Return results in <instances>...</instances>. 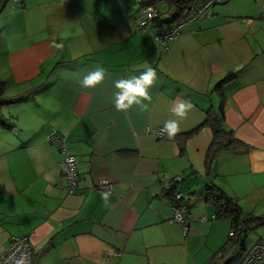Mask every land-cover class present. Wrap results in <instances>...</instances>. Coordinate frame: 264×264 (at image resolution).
Returning a JSON list of instances; mask_svg holds the SVG:
<instances>
[{
  "label": "crops",
  "instance_id": "obj_1",
  "mask_svg": "<svg viewBox=\"0 0 264 264\" xmlns=\"http://www.w3.org/2000/svg\"><path fill=\"white\" fill-rule=\"evenodd\" d=\"M119 5L0 0V253L11 237L31 235V264H208L231 229L214 218L208 187L234 199L243 216L264 218V0L209 8L168 52L152 27L139 33L142 13L120 26ZM95 64L107 75L85 90L80 80ZM146 67L157 72L149 110L116 111L115 80ZM184 101L193 108L174 138L148 132L177 118ZM208 112L238 141L209 164L212 132L200 128ZM51 134L76 160L72 194L58 166L64 156L46 142ZM161 177L182 178L186 235L169 223ZM102 179L114 183L107 206L94 191ZM245 241L220 264L241 259Z\"/></svg>",
  "mask_w": 264,
  "mask_h": 264
},
{
  "label": "built area",
  "instance_id": "obj_2",
  "mask_svg": "<svg viewBox=\"0 0 264 264\" xmlns=\"http://www.w3.org/2000/svg\"><path fill=\"white\" fill-rule=\"evenodd\" d=\"M16 6L20 7L21 0H12ZM228 0H196L184 12L182 19L171 25L169 17L164 20L160 16V12L155 6H147L142 10L141 19L138 22L137 30L139 33H145L152 27L154 32L153 41L157 47H160L165 52L170 50V44L177 40L181 32L192 23L196 22L209 8L215 5L225 4ZM248 23V20H243ZM2 100L0 99V105ZM162 128L148 130L149 133L154 135L157 139L167 137L166 134L161 132ZM46 142L49 145L55 146L63 154V159L59 163V169L63 177L69 181V193H73L79 181L77 173V163L64 146L63 137L55 134L48 135ZM162 187V195L167 194L170 199V210L172 217L169 223L177 224L182 227L184 235L188 232V209L186 207L185 197L179 193L176 188L182 182L181 177H175L169 183H165L164 178L159 179ZM94 191L101 195L107 194L108 197L113 195L114 183L109 180L102 179L94 187ZM215 218V217H214ZM205 221L204 218L200 219ZM240 228V227H239ZM234 231L229 232V239L235 238ZM22 253L28 254L32 261L33 247L31 244V235L22 237H11L7 248L0 253V264H15V260L20 257ZM238 264H264V238L258 240L250 249L246 250Z\"/></svg>",
  "mask_w": 264,
  "mask_h": 264
},
{
  "label": "trees",
  "instance_id": "obj_3",
  "mask_svg": "<svg viewBox=\"0 0 264 264\" xmlns=\"http://www.w3.org/2000/svg\"><path fill=\"white\" fill-rule=\"evenodd\" d=\"M195 1L196 0H144L143 8L147 6H155V4L159 2H165L167 5V14L169 17L167 18L169 19V23L173 25L182 19L184 12ZM1 92L2 87L0 83V93ZM205 127L209 128L212 132L211 143L209 145L207 153V162L209 164L216 153L223 149L230 148L231 145L237 146L238 141L230 139V134L226 133L223 130L222 119H219L215 113H207L206 120L200 128ZM205 199L207 203H209L215 209V219L229 220L231 222L230 231H234V233L236 234L235 238L229 239V241L225 243L223 247L220 248V250L213 256V258L208 263L220 264L221 261L225 259L227 254H230L233 250L237 249L238 247L243 248V241H245L246 239V236L244 235H246V233H248L249 231L255 230L257 226L263 225L264 218L243 216L234 199L227 197L223 193H220V191H215L212 187H208ZM224 264H231V260L225 262Z\"/></svg>",
  "mask_w": 264,
  "mask_h": 264
},
{
  "label": "clouds",
  "instance_id": "obj_4",
  "mask_svg": "<svg viewBox=\"0 0 264 264\" xmlns=\"http://www.w3.org/2000/svg\"><path fill=\"white\" fill-rule=\"evenodd\" d=\"M56 48H62L61 44H56ZM92 70L84 74L80 80V86L85 89H95L101 85L107 75L105 69L100 64L91 66ZM157 81V72L152 67H146L139 75L129 74L127 77L118 78L114 82V106L115 110L121 113H127L131 110L138 109L141 112L149 110L152 103L150 89L153 88ZM193 105L184 101L179 103L174 109L175 117L164 121L161 132L166 134L169 139L174 138L180 132L181 121L187 117L192 110ZM105 206L108 205V195L103 196ZM15 264H31L30 256L22 253Z\"/></svg>",
  "mask_w": 264,
  "mask_h": 264
},
{
  "label": "rangeland",
  "instance_id": "obj_5",
  "mask_svg": "<svg viewBox=\"0 0 264 264\" xmlns=\"http://www.w3.org/2000/svg\"><path fill=\"white\" fill-rule=\"evenodd\" d=\"M81 1H85V2L93 1L94 4H96V6L97 5L100 6L99 8L105 7V9L108 10V4L112 0H81ZM116 3L120 4L119 10H120L122 17L124 19L123 20L124 25H120V26L125 27V26H128V24H130L132 22V20L134 21L135 19L136 20L139 19L140 14L142 13V10H143L144 0H116ZM10 4H11V2H10ZM15 5H17V4H15ZM20 5H23V0H21ZM116 5H113V3H112V7H116ZM155 7L160 12V16L164 17L163 19L165 20L166 17L168 16L166 3L165 2H159V3L155 4ZM6 11L4 13H6ZM263 234H264V224L261 226L260 225L257 226L255 228V230H253V231H249L247 234V239L245 241V246H246L245 249L246 250L250 249L252 247L253 243H255V241L257 239H259ZM263 237L264 236H262V238ZM235 255H236V253H235ZM230 259H232L231 264H238L240 257L237 258V257L230 256ZM234 259H235V261H234Z\"/></svg>",
  "mask_w": 264,
  "mask_h": 264
}]
</instances>
